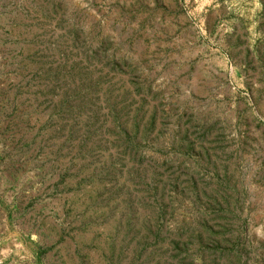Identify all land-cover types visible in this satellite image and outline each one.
<instances>
[{"label": "rangeland", "instance_id": "1", "mask_svg": "<svg viewBox=\"0 0 264 264\" xmlns=\"http://www.w3.org/2000/svg\"><path fill=\"white\" fill-rule=\"evenodd\" d=\"M0 264H264V0H0Z\"/></svg>", "mask_w": 264, "mask_h": 264}]
</instances>
